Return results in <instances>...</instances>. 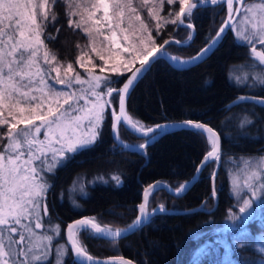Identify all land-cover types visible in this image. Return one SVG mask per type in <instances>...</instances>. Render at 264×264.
Returning <instances> with one entry per match:
<instances>
[{
    "label": "snow or ice",
    "instance_id": "obj_1",
    "mask_svg": "<svg viewBox=\"0 0 264 264\" xmlns=\"http://www.w3.org/2000/svg\"><path fill=\"white\" fill-rule=\"evenodd\" d=\"M209 2L216 5L219 0H0V264H45L48 261L54 237L48 234V229L41 233L36 231L44 228L41 212L45 216L48 214L47 206L41 203L49 187L42 173L63 166L73 158L70 154L78 153L96 141L105 120V109L111 107L115 99L113 93L119 97V112L113 110L111 113L114 133L123 122L144 137L154 139L160 135L161 129L167 127L157 124L145 128L126 111L130 89L144 72L150 70L165 45L170 43V40L156 43L150 22H155L156 35H159L168 24L185 25V18L191 19L193 9ZM177 3L178 11L162 15L165 5ZM236 3H241V0H236ZM58 5L65 8L69 28L79 30L88 39L76 59V64L85 70L86 79L72 63L62 67L42 38L48 24L57 21ZM227 5L228 20L191 62L201 60L211 50L234 19L233 12L241 11V8L233 7V0H227ZM145 11L149 18L147 21L143 16ZM244 11L248 14L244 23L250 24L251 31H238V39L251 46L252 56L264 66V51L256 47L259 44L264 48V0L250 4ZM186 27L194 30L190 22ZM191 38L190 33L189 40ZM41 53L47 69L39 62ZM122 53H127L128 57ZM95 59L102 61V65H97ZM172 59L181 65L188 63L176 57ZM136 61H139V67H135ZM97 67L100 74L95 71ZM51 72L56 73L54 78ZM125 72H131L127 81L122 87L113 88L115 81L110 74L123 75ZM252 78L264 84V68ZM49 80H54V83L50 84ZM55 84L68 90H57ZM74 84L87 85V88L73 89ZM79 100H84V105H80ZM243 123L251 121L246 119ZM181 126L199 130L201 135L206 133L211 145V150L197 167V173L212 160H220V137L216 131L193 121H185ZM4 128L7 130L3 131ZM84 128L87 130L82 131ZM41 133L43 139H40ZM5 140L7 143H3ZM139 147L144 148L145 145ZM262 175L264 157L257 160L256 168L249 172L243 187L238 178L233 180V194L238 198H242L243 189L251 193L250 197L242 198L240 213L251 208L256 199L264 198V183L255 182ZM215 176L213 171L210 177L213 196L216 194ZM113 179L120 182L118 177ZM162 187L156 183L145 189L144 202L138 206L140 215L126 229L113 230L107 225L102 226L95 217H85L69 224L67 241L75 254L74 264H132L122 257L102 262L95 260L88 254L80 236L89 232L97 237L115 239L123 233L135 231L157 210L149 212L147 205L150 196ZM187 190L186 183L175 191L179 195ZM158 210L167 211L164 205H160ZM50 231L61 234L59 225L51 226ZM55 251L56 264H62L67 249L63 244H56ZM258 252L264 254V246Z\"/></svg>",
    "mask_w": 264,
    "mask_h": 264
},
{
    "label": "trees",
    "instance_id": "obj_2",
    "mask_svg": "<svg viewBox=\"0 0 264 264\" xmlns=\"http://www.w3.org/2000/svg\"><path fill=\"white\" fill-rule=\"evenodd\" d=\"M251 1L245 0L244 5ZM178 8V5L173 9L165 5L164 13L178 11ZM56 12L57 21L48 24L42 38L62 67L72 63L78 71L76 59L88 39L79 30L69 28L64 6L58 5ZM225 17L224 5L194 10L190 20L185 18L187 23L194 25L193 42L186 48L168 46L170 56L184 60L193 58L215 37L219 22ZM190 33V29L168 24L159 35L155 29L152 34L157 44H163L169 39L185 43ZM249 54L248 48L237 43L229 31L208 58L189 69H174L162 59L153 63L133 89L126 111L145 128L193 121L215 130L221 139L222 154L215 179L216 194L214 197L211 191L210 177L216 168V162H213L203 169L183 197L174 198L163 190L154 192L148 201V211L164 205L172 213L152 216L145 227L131 236L110 242L89 232L82 233L80 240L89 255L95 259L122 257L135 264H199L205 262L194 256L199 248L216 245L230 234L243 236L263 232L262 218L233 231L226 229L235 210L227 164L241 158L264 156V103L239 99L245 96L264 99V89L252 91L231 80L232 69L248 66L251 61ZM127 74L111 76L115 81L112 87L120 88ZM113 96L115 99L111 105L117 112L119 97L115 93ZM105 113L96 141L74 153L73 158L51 177L45 203L52 220L61 227L63 240L67 224L82 217H95L102 226L107 225L113 230L128 228L139 215L138 206L145 187L162 182L176 190L192 179L206 153L211 150L206 135L194 130H181L162 136L144 152L131 153L114 143L108 107ZM246 119L251 123L243 124ZM118 136L134 146L146 142L121 126ZM113 177H118L120 182L117 183ZM73 184L82 186L86 193L85 198L77 199L75 206L67 197V191ZM190 210L196 211L177 214ZM208 247L206 254L213 246ZM231 251L237 260L258 257L247 248H232ZM64 264H74L69 251Z\"/></svg>",
    "mask_w": 264,
    "mask_h": 264
},
{
    "label": "rangeland",
    "instance_id": "obj_3",
    "mask_svg": "<svg viewBox=\"0 0 264 264\" xmlns=\"http://www.w3.org/2000/svg\"><path fill=\"white\" fill-rule=\"evenodd\" d=\"M193 2H195V0H193ZM254 2L255 3H259V2H261V0H253V1L245 4L241 8V11H240V13H239V15H238V17L236 19V22L234 23V25L230 29V32L235 37V40L237 41V43H239L241 45H244V46H246L248 48V51L250 53L249 55H250V58H251V61L248 64V66H238V67L232 69V71H231V80L238 86L247 87L249 90H252V91H260V90L264 89V84L258 83L252 77L255 74H257L258 72H260V70L262 68H264V66L259 65V62L256 61L255 58L252 56V54H251V46L249 44H247L246 42H244L243 40L238 39V35H237L238 31L239 32L251 31L250 24L244 23V17L246 15H248L244 11V8L249 6L250 4H252ZM176 5L179 6L178 3L175 4V5H169V6H170L171 9H173ZM138 6H139V4H138ZM233 7L237 8L236 3H233ZM169 11H171V10H169ZM168 12H167V14H168ZM234 13L235 12H233L232 15H234ZM167 14H165L164 12L162 13V15H165V16H167ZM143 16H144L146 21L149 19L147 17L146 11L143 12ZM225 18H224V20H223V18L220 20V22H219L220 28L224 24ZM185 24H187L186 20H185ZM150 26L154 30L155 29V22L151 21L150 22ZM137 27H138V25H137ZM256 47H257V50L264 51V48H261V46L259 44H257ZM166 51L168 53L169 49L166 48ZM122 55H124L125 58L128 57L127 53H122ZM172 57H175V56H172ZM176 58H178V57H176ZM179 60H184V59H180L179 58ZM39 62L41 63L42 67H44L46 69L48 68V66L43 63L42 53H41V59H40ZM94 62L97 65H102V63H103L99 59H95ZM138 64H139V61H136L135 67ZM95 71H96L97 74H100L98 67L95 69ZM77 72L81 73L83 78H85V79L87 78V74L85 73V70L83 68H81L79 65H78V71ZM127 73H129V72H125L123 75H125ZM50 75H51V77L54 78L56 76V73L55 72H51ZM63 75H64V73H63V71H61V76L63 77ZM110 75L111 76H116V77L122 76V75H115V74H110ZM237 77H239L240 79L237 80ZM245 77H247V78L245 79ZM49 83L50 84L54 83V80H49ZM55 87H56L57 90H65V91L68 90V89L65 88V86L59 85V84H55ZM82 87L83 88H87V85H83V86L78 85V84H74L73 85V89H80ZM35 94L37 96L41 95L40 93H35ZM245 97L259 98V97H256V96H245ZM106 98L107 97H105V99ZM260 99H263V98H260ZM36 102H39V101H36ZM78 103L80 105H84L85 101L84 100H79ZM106 109H105V111H106ZM44 110H46V107H45ZM37 124H39V121H37ZM85 125H87V121H85ZM21 127H23V126L21 125ZM4 130L6 131L7 129L4 128ZM86 130H87V128L82 129V131H86ZM117 136H118V132H117ZM118 138H119V136H118ZM40 139H43L42 133L40 134ZM119 140L122 141L120 138H119ZM145 140L147 141V139H145ZM6 143H7V141H6ZM123 143H125V142H123ZM125 144L131 145L129 143H125ZM131 146H134V145H131ZM135 147H139V145H135ZM86 148H84V149H86ZM81 150H83V149H81ZM145 150L137 152V153L144 152ZM73 154H70V155H73ZM262 157H264V156H262ZM262 157L241 158L238 161H235L234 163L227 164V166H226V172H227L228 179H229V186H230V190H231V195L235 199V210L230 215L231 224H229L226 227V229L229 230V231L236 230L237 228L242 227L244 225H247L248 223H250V222H252V221H254L256 219H260V218L263 219V223H264V198L256 199L253 202V206L251 208H249L245 213H240L239 208L242 205V198L250 197L251 193L247 189H243V191L240 194L242 198H238L236 195L233 194V192H234L233 180L238 178V180H239V182L241 184V187H243V182H244L245 178L247 177V175L249 174L250 171H252V170H254L256 168L257 160L259 158H262ZM63 166H58L52 172L42 173V175L45 177V179L47 181V184L49 185L48 190H47V192H46V194H45V196H44V198H43V200L41 202L42 205H46L45 202H46V198L48 197L49 190L51 188V183H52L51 182V179H52L51 177H52V175L55 173V171L57 169H59V168H61ZM255 182L257 184L264 183V175L259 177ZM67 197H68V201L73 206H75L77 199L85 198L86 197V193L83 191V187L82 186L77 185V184H73L67 191ZM138 211H139V209H138ZM139 215H140V211H139ZM41 216H42V221L44 222V228L36 230V231L38 233H41V232H44L46 229H48V234L49 235H53V237H54L52 250L49 252V259H48V261L45 262V264H56V259H57L56 251H55V245L56 244H63L65 246V248L67 249L66 255L62 258V264H64L65 260L68 257V251L69 250H68L64 240L62 239L63 238L62 237V230H61V234L60 235H56L55 233L51 232L50 231L51 226H55V225H58V224L55 221L52 220V218L49 215V213L45 216V215H43V212H41ZM233 216L236 217V219H233L232 218ZM60 229H61V227H60ZM262 231L263 232L260 233V234H246V235H243V236L242 235L238 236V235L230 234L229 236H226L223 240H221V241L219 240L216 245H206V246H204V248H202V247L199 248L194 253V256H196V259L199 258V259L205 260V262H200L199 264H238V263L239 264H244V263H248V262L250 264H264V254H261L260 252H258V249L260 247L264 246V224L262 226ZM208 246H213V247H212V250L209 251V253H207L208 254L207 255L206 252H207V249L209 248ZM205 247H207V248H205ZM232 248H242V249L243 248L244 249L247 248L250 251H252L255 254H257L258 257H256L255 259L244 258L242 260L239 258V260H237L234 257H232V251H231Z\"/></svg>",
    "mask_w": 264,
    "mask_h": 264
},
{
    "label": "water",
    "instance_id": "obj_4",
    "mask_svg": "<svg viewBox=\"0 0 264 264\" xmlns=\"http://www.w3.org/2000/svg\"><path fill=\"white\" fill-rule=\"evenodd\" d=\"M245 0H241V3H236V0H233V3H236L237 7L239 8H242V5L244 4ZM220 5H224L225 8H226V18H225V21L228 20V5H227V0H219V2L216 4V5H212L210 2L209 3H206V4H203L195 9L194 10H198V9H201V8H208V7H216V6H220ZM240 13V12H239ZM239 13H234L233 17L234 19H232L230 22H229V26L225 28L224 32L222 33V35L220 36L219 40L212 46L211 50L207 52V54L201 59V60H198L196 62H191L192 58L191 59H188V60H179V61H188V63H184V64H180L178 63H175L172 59V57L167 53L166 51V48L168 46H176V47H179V48H186L188 47L194 40V37H195V30L193 29H190L192 31V38L191 40H188L187 42L185 43H181L177 40H174V39H169L170 40V43L168 45H165L164 47V50L162 53L159 54V59H162L164 60L165 62H167L171 67H173L174 69H177V70H186V69H189L193 66H195L196 64H198L199 62L201 61H204L206 58H208L215 50L216 48L221 44V42L223 41V39L225 38L226 34L230 31V29L232 28V26L234 25V23L236 22V19L239 15ZM179 27H184V28H187L186 27V24L185 25H178ZM216 36V35H215ZM212 41V40H211ZM207 47V46H206ZM196 56V55H195ZM194 56V57H195ZM156 61V60H155ZM154 61V62H155ZM153 62V63H154ZM153 63L151 64V66L153 65ZM150 66V68H151ZM136 67H139V64L136 66ZM148 71L144 72V74L135 82L134 84V87L130 89V92L128 94V97H127V101H126V109H127V102H128V99L133 91V89L136 87V85L139 83V81L144 77V75L147 73ZM131 75V72H129L127 75H126V78H125V81L123 82V84L127 81L128 77ZM122 84V86H123ZM121 86V87H122ZM248 99H244V100H241V101H248V102H254V103H258V104H263L262 102H264V99H260V98H255V97H247ZM107 99V98H106ZM235 105V104H234ZM109 111H110V117H111V134H112V138H113V141L114 143L124 149V150H127L129 152H140V151H143L145 150L149 145H151L152 143L156 142L157 140H159L162 136L166 135V134H169L171 132H177V131H181V130H194V131H198L200 132L199 130H196V129H193L191 127H182L181 125L183 124V122H180V123H174V124H161V125H166L167 127L163 128L160 130V135L159 136H156L154 139H149V138H146L143 136L142 133H138V132H135V131H132L130 130L125 123L121 122V124L119 126H122L126 131H128L129 133H131L132 135H134L135 137H137L138 139H141V140H145L147 139V141L144 143L145 147L144 148H140V147H135V146H131V145H128V144H125L123 143L122 141L119 140V138H117V133H114L113 132V129H112V116H111V113L112 111L114 110L113 107H108ZM119 112V101H118V105H117V113ZM209 127V126H208ZM119 128V127H118ZM215 131V130H214ZM204 135L207 136V134L205 133ZM218 135V133H217ZM219 136V135H218ZM127 146V147H125ZM220 148H221V139H220ZM222 154L220 153V156ZM213 162H216V169H215V172H216V175L219 171V168H220V165H221V158L220 160H212L209 164L213 163ZM201 164V163H200ZM205 168V167H204ZM203 168V169H204ZM203 169L197 173V169L193 175V177H196V179H192L187 183L188 185V190L196 183L198 177L200 176L201 172L203 171ZM216 178V176H215ZM156 183H160L163 187L160 189V190H163L165 191L167 194H169L170 196L174 197V198H180V197H183L186 193V192H183L181 194H177L175 190H172L169 191L168 188L169 186L166 185L165 183H162V182H155V183H152L150 185H153V184H156ZM149 185L147 187L144 188L143 192H142V201L141 203L144 202V192H145V189H148ZM211 190L213 192V184H212V180H211ZM213 195V194H212ZM215 197V196H214ZM215 209V208H214ZM196 210H190V211H185V212H181V213H177V214H188V213H191V212H194ZM163 212H166V213H172L171 211H163ZM159 213H162L161 211L159 210H156L155 212H153L152 216L154 215H157ZM151 216V217H152ZM150 217V218H151ZM85 217H82V218H79L77 220H80V219H83ZM75 220V221H77ZM75 221L71 222V223H74ZM71 223H68L67 226ZM148 224V222L144 223L142 226L138 227L135 231L133 232H126V233H123L121 236L119 237H116L115 239L111 238V237H97V238H100L102 240H106V241H110V242H114V241H118V240H121V239H124V238H127L129 236H131L132 234L136 233L137 231H139L140 229H142L143 227H145L146 225ZM67 226L64 230V241H65V244L72 256V259L73 261L75 260V254L71 251V245L68 243L67 241ZM93 235V234H92ZM95 259V258H94ZM125 259V258H123ZM95 260H98V261H104V260H108V259H95ZM125 260H128V259H125ZM131 261V260H129ZM132 262V261H131ZM132 264H135L134 262H132Z\"/></svg>",
    "mask_w": 264,
    "mask_h": 264
},
{
    "label": "bare ground",
    "instance_id": "obj_5",
    "mask_svg": "<svg viewBox=\"0 0 264 264\" xmlns=\"http://www.w3.org/2000/svg\"><path fill=\"white\" fill-rule=\"evenodd\" d=\"M174 62H175V61H174ZM175 63H177V62H175ZM126 126H127L130 130L137 132L135 129L131 128L129 125L126 124ZM138 133H141V132H138Z\"/></svg>",
    "mask_w": 264,
    "mask_h": 264
}]
</instances>
